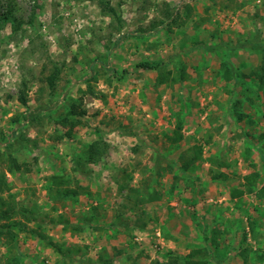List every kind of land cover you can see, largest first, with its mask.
I'll use <instances>...</instances> for the list:
<instances>
[{
	"label": "rangeland",
	"instance_id": "374dc122",
	"mask_svg": "<svg viewBox=\"0 0 264 264\" xmlns=\"http://www.w3.org/2000/svg\"><path fill=\"white\" fill-rule=\"evenodd\" d=\"M256 35L264 0H0V195L38 216L15 215L0 264H264V47H203ZM73 103L85 114L63 119Z\"/></svg>",
	"mask_w": 264,
	"mask_h": 264
},
{
	"label": "trees",
	"instance_id": "16d2710c",
	"mask_svg": "<svg viewBox=\"0 0 264 264\" xmlns=\"http://www.w3.org/2000/svg\"><path fill=\"white\" fill-rule=\"evenodd\" d=\"M111 11H114L111 8ZM7 18L8 16H4ZM264 47V40L256 35L254 37L248 38L242 42L237 43L236 45H230V44H218V45H204V49L208 51H214L217 49H220L222 47H226L228 49L232 50H238L241 48H247V47ZM194 48V47H193ZM138 66L144 68V69H153L156 67V65H153L149 62H141L137 64ZM59 68L55 66V69L49 74L47 77V81L49 83V86L51 88L55 87L56 79L58 78L59 75ZM181 72H184L182 70ZM171 72L169 71V74ZM167 78V76L161 77V81H164ZM176 80V78H175ZM20 101L26 105L27 104V98L24 95L19 96ZM85 114V110L81 109L79 105L76 103H73L71 108L67 111V113L63 116V119H67V116H78L82 117ZM37 116V115H36ZM34 116V117H36ZM181 126L177 125V127L173 130V133L171 135H168V138L173 142H179L182 138V134L180 133ZM108 149V144L103 140V139H95L92 141L86 148L85 150V157L86 161L88 162H98L100 161L103 157L104 154L106 153ZM202 157V150L199 147H196L194 150V153L192 156L188 158L186 162L183 164V170L187 169L190 167L197 159H200ZM215 161L214 159H211V161ZM24 163H21L17 160L15 156L12 154H8V159H7V168L11 172L15 171H21L22 170V165ZM25 165V164H24ZM26 169L28 170V166L26 165ZM68 180L66 179L65 176L63 175H54L51 177V187L55 186L58 188V191H61L62 194L64 195H69L70 193L72 194H77L78 190H76L74 187L69 188L68 186L62 188L64 183L67 185ZM125 185H121V189L124 188ZM5 189H9L7 177L5 173L1 172L0 173V192H3ZM61 189V190H60ZM252 188H249L251 190ZM11 197V198H10ZM9 199H13L12 196H9ZM8 201L7 198H4L3 196L0 195V220H5L4 222L0 223V239L5 238L7 240V243L9 245L11 242H14V238L16 235L15 228L21 229V225L24 222H21L15 218V215L21 214L25 220L32 221L36 220L38 216L36 215V209L33 207L32 209H29L27 207H24L20 205L19 203L15 202L13 200L14 205L8 206V208H5L4 205ZM16 205V206H15ZM52 221L58 222L60 224L64 225L65 230L71 229L73 231H79L81 230V224L76 223L72 224L70 220L67 219L66 216L64 215H59L57 218H53ZM50 245H56L52 241L48 242ZM67 248L63 249L62 247L56 248L61 255L65 256H70L71 255V250L73 249L71 246H66ZM80 249V248H79ZM245 252H242L241 255L243 257ZM100 259L103 260V257L100 256ZM112 260L106 259L101 261L103 264H110ZM152 264H208L207 260L203 259H197L194 258V254L191 253L185 257H181L178 254L174 252H170V255L168 258L164 261H155Z\"/></svg>",
	"mask_w": 264,
	"mask_h": 264
}]
</instances>
